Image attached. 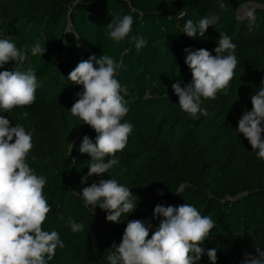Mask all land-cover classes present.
I'll use <instances>...</instances> for the list:
<instances>
[{"label":"trees","instance_id":"obj_1","mask_svg":"<svg viewBox=\"0 0 264 264\" xmlns=\"http://www.w3.org/2000/svg\"><path fill=\"white\" fill-rule=\"evenodd\" d=\"M247 3L256 17L251 28L247 15L237 14ZM209 13L220 19L203 37L182 32L186 20L195 23ZM123 15L133 16L132 33L116 42L106 26ZM221 32L237 46L234 76L216 99H201L208 116L191 118L172 89L173 83L192 82L184 49L205 48L215 55ZM132 36L145 39L146 46L137 50ZM0 39L27 50L28 58L16 67L34 70L39 82L32 105L0 109V115L10 121L17 115V123L32 133L26 163L46 178L43 195L51 206L42 228L57 231L65 244L49 264H109L108 250L113 242L119 245L129 220L151 221V238L162 219H153L158 203H188L216 221L197 264H211L209 249L216 250V264H240L245 253L255 254L256 244L264 249V160L236 131L264 80V0H0ZM36 41L45 47L41 56L31 54ZM92 54L122 63L117 79L128 89L130 111L121 122L134 127L125 149L105 158L118 164L82 184L91 161L79 146L85 135L94 142L97 134L71 114L83 86L67 77ZM14 68L10 61L0 71ZM111 178L137 197L135 211L118 224L108 222L99 206L95 212L85 207L81 197L83 187ZM69 218L83 230L73 232Z\"/></svg>","mask_w":264,"mask_h":264},{"label":"clouds","instance_id":"obj_2","mask_svg":"<svg viewBox=\"0 0 264 264\" xmlns=\"http://www.w3.org/2000/svg\"><path fill=\"white\" fill-rule=\"evenodd\" d=\"M225 7L224 3L219 4L220 9ZM247 18L251 28L256 17L250 11ZM219 19L215 13H209L195 23L188 19L182 32L189 38H195L197 33L203 37L209 26L214 27ZM133 24L132 15L113 18L106 26L110 39L120 42L129 37ZM131 38L136 42L137 50L147 44L143 38ZM236 47L231 37L221 32L215 55L205 48L184 49L192 82L184 87L179 82L173 83L172 89L181 110L189 117L208 116L207 109L201 107V99L214 100L218 92L228 88L238 64ZM30 51L33 56H41L45 47L36 41ZM27 58V50L18 48L10 39H0V69L10 61L15 62L13 70L0 71V109L4 112L30 106L36 100L39 82L35 71H20L16 67ZM121 66L122 63L109 55L92 54L81 60L67 77L74 84L83 86L70 109L71 114L78 116L97 134L94 142L85 135L79 146L80 153L87 154L91 161L87 175L81 179L82 184L90 176L108 173L118 164V159L106 161L105 158L122 152L133 131L130 122H121L130 111L129 100L125 98L129 95L128 89L117 79ZM250 99L252 110L243 112L236 131L248 140L257 158L264 160V80ZM23 115L27 117L28 113L25 111ZM32 148V133L21 124L13 126L7 117L0 116V264H49L56 249L65 247L57 231L42 228L51 206L43 195L46 178L37 176L26 163ZM81 197L85 207H91L95 212L99 206L107 213L106 220L114 224L120 223L121 217L134 212L137 206V197L130 188L114 178L100 179L98 183L83 187ZM159 217L162 219L150 239L151 221L129 220L119 245L113 242L108 250L109 264H197L205 254L201 245L216 227V221L188 203L179 206L158 203L153 210V219ZM68 223L73 232L83 230V224L72 218ZM206 254L211 264H216V250L209 249ZM240 264H264V249L256 244L255 254L245 253Z\"/></svg>","mask_w":264,"mask_h":264},{"label":"rangeland","instance_id":"obj_3","mask_svg":"<svg viewBox=\"0 0 264 264\" xmlns=\"http://www.w3.org/2000/svg\"><path fill=\"white\" fill-rule=\"evenodd\" d=\"M254 5L251 3H247L243 5L241 8L238 9L237 14L239 17H244L248 14V12L253 10ZM55 99V96H54ZM1 116V115H0ZM7 117V116H6ZM19 120V117L17 115L12 116L11 118V123L12 124H17V121Z\"/></svg>","mask_w":264,"mask_h":264}]
</instances>
